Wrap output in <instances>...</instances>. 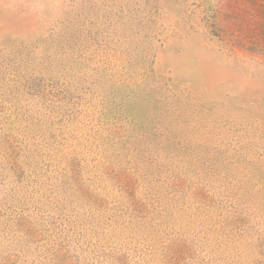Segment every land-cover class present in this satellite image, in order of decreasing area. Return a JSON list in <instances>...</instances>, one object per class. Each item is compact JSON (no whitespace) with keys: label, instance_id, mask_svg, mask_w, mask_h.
Returning a JSON list of instances; mask_svg holds the SVG:
<instances>
[{"label":"rangeland","instance_id":"374dc122","mask_svg":"<svg viewBox=\"0 0 264 264\" xmlns=\"http://www.w3.org/2000/svg\"><path fill=\"white\" fill-rule=\"evenodd\" d=\"M0 264H264V0H0Z\"/></svg>","mask_w":264,"mask_h":264}]
</instances>
